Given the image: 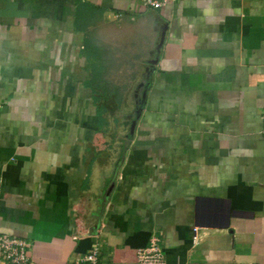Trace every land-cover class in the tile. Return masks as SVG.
Returning <instances> with one entry per match:
<instances>
[{"label": "crops", "instance_id": "0c3cea01", "mask_svg": "<svg viewBox=\"0 0 264 264\" xmlns=\"http://www.w3.org/2000/svg\"><path fill=\"white\" fill-rule=\"evenodd\" d=\"M263 110L264 0H0V234L264 264Z\"/></svg>", "mask_w": 264, "mask_h": 264}, {"label": "built area", "instance_id": "2783aa9c", "mask_svg": "<svg viewBox=\"0 0 264 264\" xmlns=\"http://www.w3.org/2000/svg\"><path fill=\"white\" fill-rule=\"evenodd\" d=\"M150 9H160L170 2L178 0H137ZM263 133H264V110L262 112ZM198 227L193 228V244L200 243ZM28 241L4 234H0V249L4 261L12 264H32L29 261ZM100 255V247L98 243L90 249L82 258L78 259L75 264H98ZM137 264H167V258L164 247L159 237H153L149 244L140 247L137 250Z\"/></svg>", "mask_w": 264, "mask_h": 264}, {"label": "water", "instance_id": "95a60500", "mask_svg": "<svg viewBox=\"0 0 264 264\" xmlns=\"http://www.w3.org/2000/svg\"><path fill=\"white\" fill-rule=\"evenodd\" d=\"M114 181L113 182H111V185L109 186V189H108V192H110L111 191V189L113 188V186H114Z\"/></svg>", "mask_w": 264, "mask_h": 264}]
</instances>
